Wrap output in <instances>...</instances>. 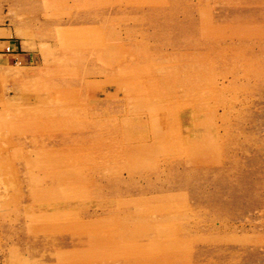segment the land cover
Returning a JSON list of instances; mask_svg holds the SVG:
<instances>
[{
	"label": "rangeland",
	"instance_id": "rangeland-1",
	"mask_svg": "<svg viewBox=\"0 0 264 264\" xmlns=\"http://www.w3.org/2000/svg\"><path fill=\"white\" fill-rule=\"evenodd\" d=\"M0 264H264V0H0Z\"/></svg>",
	"mask_w": 264,
	"mask_h": 264
},
{
	"label": "crops",
	"instance_id": "crops-1",
	"mask_svg": "<svg viewBox=\"0 0 264 264\" xmlns=\"http://www.w3.org/2000/svg\"><path fill=\"white\" fill-rule=\"evenodd\" d=\"M1 41H3V40H1ZM17 48L21 50L20 47H17ZM17 48H16V51L15 50H12V52H11L12 55H14L15 57H17V55H25L26 54V52H19V50H17ZM15 59H17V58H15Z\"/></svg>",
	"mask_w": 264,
	"mask_h": 264
},
{
	"label": "built area",
	"instance_id": "built-area-1",
	"mask_svg": "<svg viewBox=\"0 0 264 264\" xmlns=\"http://www.w3.org/2000/svg\"><path fill=\"white\" fill-rule=\"evenodd\" d=\"M6 49H8V47H6Z\"/></svg>",
	"mask_w": 264,
	"mask_h": 264
}]
</instances>
